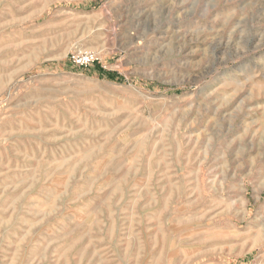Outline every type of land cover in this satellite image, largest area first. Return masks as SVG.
<instances>
[{
	"label": "rangeland",
	"instance_id": "rangeland-1",
	"mask_svg": "<svg viewBox=\"0 0 264 264\" xmlns=\"http://www.w3.org/2000/svg\"><path fill=\"white\" fill-rule=\"evenodd\" d=\"M0 264H264V0H0Z\"/></svg>",
	"mask_w": 264,
	"mask_h": 264
},
{
	"label": "built area",
	"instance_id": "built-area-1",
	"mask_svg": "<svg viewBox=\"0 0 264 264\" xmlns=\"http://www.w3.org/2000/svg\"><path fill=\"white\" fill-rule=\"evenodd\" d=\"M69 59L71 65L76 68H86L95 61L92 53L88 52H74Z\"/></svg>",
	"mask_w": 264,
	"mask_h": 264
}]
</instances>
